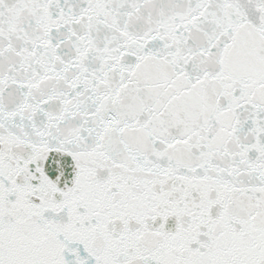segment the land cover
<instances>
[{
	"label": "snow or ice",
	"instance_id": "obj_1",
	"mask_svg": "<svg viewBox=\"0 0 264 264\" xmlns=\"http://www.w3.org/2000/svg\"><path fill=\"white\" fill-rule=\"evenodd\" d=\"M0 264H264V0H0Z\"/></svg>",
	"mask_w": 264,
	"mask_h": 264
}]
</instances>
